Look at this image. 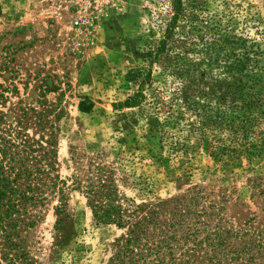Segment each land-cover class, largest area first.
<instances>
[{
    "label": "rangeland",
    "instance_id": "obj_1",
    "mask_svg": "<svg viewBox=\"0 0 264 264\" xmlns=\"http://www.w3.org/2000/svg\"><path fill=\"white\" fill-rule=\"evenodd\" d=\"M182 4L0 0V112L58 141L61 190L28 238L34 264L110 263L127 228L97 222L73 181L98 163L139 202H172L163 219L181 201L199 239L220 227L235 250L222 264L245 246L264 264V0Z\"/></svg>",
    "mask_w": 264,
    "mask_h": 264
},
{
    "label": "trees",
    "instance_id": "obj_2",
    "mask_svg": "<svg viewBox=\"0 0 264 264\" xmlns=\"http://www.w3.org/2000/svg\"><path fill=\"white\" fill-rule=\"evenodd\" d=\"M182 6V0H174L177 16ZM86 100L88 103H80L82 111H90L95 105L89 97ZM47 116L41 111L38 128H47ZM28 126L24 120L7 122L0 112V264H34L28 238L42 219L40 209L61 190L58 141L44 133L37 138ZM73 181L88 198L97 222L127 228L116 243L109 264H222L224 255L235 252L233 248H224L226 236L220 227L211 230L204 240L199 239L203 229L192 225L183 228L184 219L176 218L181 201L177 200L176 210L163 219L164 208L172 202L145 199L139 202L127 195L121 189L115 169L107 164L98 163L85 173H75ZM57 210L62 213L64 205ZM69 225L64 217L58 220L61 231ZM60 237L62 240L63 236ZM208 239L212 252L198 253L196 247ZM181 243L186 248L177 255ZM240 252L248 254L242 257L241 264H254L256 253L251 246Z\"/></svg>",
    "mask_w": 264,
    "mask_h": 264
}]
</instances>
